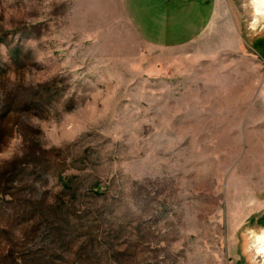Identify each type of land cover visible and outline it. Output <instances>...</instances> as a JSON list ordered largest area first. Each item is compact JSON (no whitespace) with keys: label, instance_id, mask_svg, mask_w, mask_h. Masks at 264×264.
Here are the masks:
<instances>
[{"label":"rangeland","instance_id":"obj_1","mask_svg":"<svg viewBox=\"0 0 264 264\" xmlns=\"http://www.w3.org/2000/svg\"><path fill=\"white\" fill-rule=\"evenodd\" d=\"M263 233L252 0H0V264H264Z\"/></svg>","mask_w":264,"mask_h":264},{"label":"bare ground","instance_id":"obj_2","mask_svg":"<svg viewBox=\"0 0 264 264\" xmlns=\"http://www.w3.org/2000/svg\"><path fill=\"white\" fill-rule=\"evenodd\" d=\"M252 2L256 12V22H257L260 19L264 18V0H252ZM258 242H259L260 253L261 255L264 256V233L261 236H259Z\"/></svg>","mask_w":264,"mask_h":264}]
</instances>
